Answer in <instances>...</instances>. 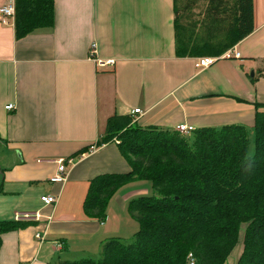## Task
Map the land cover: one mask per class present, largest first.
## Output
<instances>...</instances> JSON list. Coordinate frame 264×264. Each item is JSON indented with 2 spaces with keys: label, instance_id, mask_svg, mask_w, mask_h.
Wrapping results in <instances>:
<instances>
[{
  "label": "crops",
  "instance_id": "obj_1",
  "mask_svg": "<svg viewBox=\"0 0 264 264\" xmlns=\"http://www.w3.org/2000/svg\"><path fill=\"white\" fill-rule=\"evenodd\" d=\"M252 3V33L228 50L239 57L199 69L197 58L175 56L173 0H54L52 27L20 39L12 24H0V223L38 215L0 235V264L97 259L105 240L137 231L128 213L129 201L145 193L131 188L137 183L113 195L103 222L82 211L91 179L129 171L117 143L72 157L104 134L108 118L251 131L256 111L264 112L255 108L264 105V0ZM67 159L64 183H50L56 162ZM46 195L56 203L44 206Z\"/></svg>",
  "mask_w": 264,
  "mask_h": 264
},
{
  "label": "trees",
  "instance_id": "obj_2",
  "mask_svg": "<svg viewBox=\"0 0 264 264\" xmlns=\"http://www.w3.org/2000/svg\"><path fill=\"white\" fill-rule=\"evenodd\" d=\"M53 2L14 0L15 39L51 28ZM199 4L205 10L198 21L192 11ZM173 13L177 58L220 57L253 31L252 0H173ZM107 143H117L129 171L91 179L84 216L103 222L110 199L130 183L149 182L153 193L128 203L138 226L131 239L105 240L97 259L57 264H226L237 244L235 264H264V112L256 111L251 131L230 125L189 136L114 115L104 134L72 157ZM27 224L1 222L0 235Z\"/></svg>",
  "mask_w": 264,
  "mask_h": 264
},
{
  "label": "built area",
  "instance_id": "obj_3",
  "mask_svg": "<svg viewBox=\"0 0 264 264\" xmlns=\"http://www.w3.org/2000/svg\"><path fill=\"white\" fill-rule=\"evenodd\" d=\"M13 18H14V0H5L4 4L0 6V24L2 25H13ZM89 58L94 59L95 57V46L92 44L89 48ZM239 54L236 52L232 51H227L220 57L214 58V57H201L197 58L196 62L194 64L196 69L199 68H205L208 67L210 64H212L214 61H216L218 58H238ZM5 109L7 111H11L14 109V106L12 104L6 105ZM133 114H140L139 109H135L132 111ZM194 129L191 127H188L186 125H180L176 127V131L180 133L183 136H189L191 132ZM95 149V147H91L88 151L92 152ZM72 162L71 159L67 160H58L56 162L57 164V172L55 175H53L50 179L49 182L53 184H62L64 183L67 175V164H70ZM41 203L44 206H52L56 203L57 197L56 196H51V195H46L42 196L40 198ZM38 215L37 213H32V212H24V213H17L15 216V221L16 222H33L37 220ZM36 239L42 241L43 237L39 234L35 235ZM190 257V255L188 256ZM189 264H193L190 262Z\"/></svg>",
  "mask_w": 264,
  "mask_h": 264
},
{
  "label": "rangeland",
  "instance_id": "obj_4",
  "mask_svg": "<svg viewBox=\"0 0 264 264\" xmlns=\"http://www.w3.org/2000/svg\"><path fill=\"white\" fill-rule=\"evenodd\" d=\"M204 10H205V4H199L197 7H195V9L192 11V15L194 16V20H198L199 21L201 19V15H202V13H203ZM204 57H208V56H204ZM248 138H249L248 154L251 155L253 153V135L252 134L251 135L249 134V137ZM1 151H2V149H0V152ZM134 183H137L136 184L137 186H131V188L132 187H136V189L133 188L134 190L144 189L145 190V193L137 194V195H135V197L133 199H135V198H137L139 196H151L152 195L153 192H152V188H151V185H150L149 182L141 181V182H134ZM134 183H130L127 186H129L131 184H134ZM133 222H135V221H133ZM243 227L244 226H242V228ZM131 238L132 237L129 236V237L125 238V239L128 240V239H131ZM239 250H240V244H237V246L235 247V249L233 250V252H235V254L237 255V253L239 252ZM230 257L228 258L227 264H230L231 263L230 262V259H231ZM236 258L237 257H235V259L233 261V264H235ZM77 260H79V258L78 259H74V260H68V261H77Z\"/></svg>",
  "mask_w": 264,
  "mask_h": 264
}]
</instances>
